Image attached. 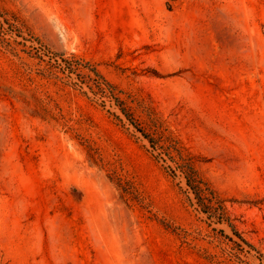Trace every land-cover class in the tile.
Wrapping results in <instances>:
<instances>
[{
  "label": "rangeland",
  "instance_id": "rangeland-1",
  "mask_svg": "<svg viewBox=\"0 0 264 264\" xmlns=\"http://www.w3.org/2000/svg\"><path fill=\"white\" fill-rule=\"evenodd\" d=\"M0 14V264H264V0Z\"/></svg>",
  "mask_w": 264,
  "mask_h": 264
},
{
  "label": "trees",
  "instance_id": "trees-1",
  "mask_svg": "<svg viewBox=\"0 0 264 264\" xmlns=\"http://www.w3.org/2000/svg\"><path fill=\"white\" fill-rule=\"evenodd\" d=\"M0 16H1V14H0ZM6 34H7L6 29L2 30V32H0V39H5ZM76 65L77 64H72L71 69H76L77 68ZM94 71L99 78V86L102 88L103 91H108V96H110L114 100L115 105L119 107V109L125 115L126 119L129 121V123L134 125V127L138 131H140L146 138H148L149 141L152 143V146L154 148H158V147L163 148L154 136H152L149 132L144 130V128H142V126H140L137 119L133 116V114L125 106L123 100L117 94L116 85H114L112 82H110L108 79H106L97 69H95ZM162 153H163V151L160 152V154H162ZM188 165H190V166L187 169L186 166H188ZM180 167H184V169H185L184 171L186 172V175H187L186 176L187 177V184L195 193L196 197L198 198V202L201 205L206 206L208 201L209 202L213 201V199L216 197L215 192L212 191L210 189V186H208L207 183L204 182V180H202V178L197 174L196 169L191 164H188V163L180 164ZM209 194H211V195L214 194V197H213V195L209 196Z\"/></svg>",
  "mask_w": 264,
  "mask_h": 264
}]
</instances>
